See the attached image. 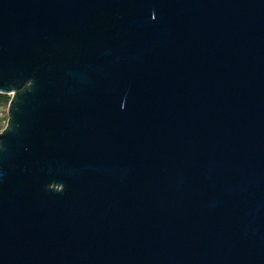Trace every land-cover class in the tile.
I'll return each instance as SVG.
<instances>
[{
	"label": "water",
	"instance_id": "water-1",
	"mask_svg": "<svg viewBox=\"0 0 264 264\" xmlns=\"http://www.w3.org/2000/svg\"><path fill=\"white\" fill-rule=\"evenodd\" d=\"M0 264H264V0H0Z\"/></svg>",
	"mask_w": 264,
	"mask_h": 264
},
{
	"label": "rangeland",
	"instance_id": "rangeland-1",
	"mask_svg": "<svg viewBox=\"0 0 264 264\" xmlns=\"http://www.w3.org/2000/svg\"><path fill=\"white\" fill-rule=\"evenodd\" d=\"M6 108H7V104H0V130L4 127L6 123V119H7Z\"/></svg>",
	"mask_w": 264,
	"mask_h": 264
},
{
	"label": "trees",
	"instance_id": "trees-1",
	"mask_svg": "<svg viewBox=\"0 0 264 264\" xmlns=\"http://www.w3.org/2000/svg\"><path fill=\"white\" fill-rule=\"evenodd\" d=\"M9 97L8 94L0 93V104H7Z\"/></svg>",
	"mask_w": 264,
	"mask_h": 264
}]
</instances>
